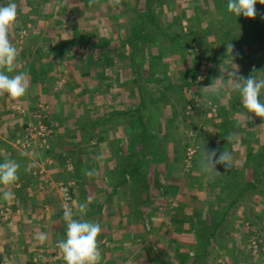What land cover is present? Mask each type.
I'll return each instance as SVG.
<instances>
[{
	"label": "crops",
	"instance_id": "0c3cea01",
	"mask_svg": "<svg viewBox=\"0 0 264 264\" xmlns=\"http://www.w3.org/2000/svg\"><path fill=\"white\" fill-rule=\"evenodd\" d=\"M59 1L0 0V6H19L20 21L33 25L23 46L9 37L18 50V67L11 73L3 70L9 76L25 74L29 87L16 100L0 95V163L11 159L19 164L18 180L7 189L14 193L11 201L3 199L0 186V264H66L57 247L66 238V222L56 187L71 180L74 218H81L76 210L85 203L83 219L101 226L100 264H215L222 258L232 264L241 254L232 247L237 246L244 223L254 228L252 234L264 238V202L258 201L260 196L264 199L260 165L264 164V140L251 133L249 152L242 145L248 143L246 125L235 126L237 142L228 144L225 137L232 133L230 126L219 120L201 121L197 128L194 120V131L208 125L203 139L208 149L217 150V157L224 148L240 152L232 154L230 169L217 165L218 173L201 171V153L186 172L183 149L180 153L177 149L184 145L176 134L181 130L179 112L158 102L168 94L166 89L155 86L148 98L147 88L148 82L168 81L169 92L181 95L178 78L131 73L132 61L116 60L112 45L99 34L95 43L88 41L87 33L95 35L94 26L83 27L81 11L78 16L71 13L79 21L70 25L69 8L59 6ZM106 26L102 33L108 36L112 27ZM231 35L226 46L219 44L223 52L218 60L209 61L207 77L211 78L216 67L222 78L229 75L225 70L229 65L242 67L237 55L226 59L227 45L237 44ZM100 50L103 54L98 56ZM184 60L176 66L187 67ZM85 64L90 70L84 71ZM221 76L215 81L223 118L234 105L225 103L229 97L221 94L226 91ZM42 105L57 125L56 132L49 151L36 144L26 155L18 142L27 121L33 120ZM257 120L264 125V119ZM38 232L47 233L44 244L36 240ZM242 236L246 238V233ZM197 244L201 249L194 255ZM258 254L256 262L243 264H264V254Z\"/></svg>",
	"mask_w": 264,
	"mask_h": 264
},
{
	"label": "rangeland",
	"instance_id": "374dc122",
	"mask_svg": "<svg viewBox=\"0 0 264 264\" xmlns=\"http://www.w3.org/2000/svg\"><path fill=\"white\" fill-rule=\"evenodd\" d=\"M59 2H61V4L58 3L59 6L63 5L69 8V14L67 13L69 18L67 17V22L70 23V25L79 21L75 19L74 13L76 12L78 16L80 14L79 11H81V22L83 27L94 26L95 30L93 29V33H95V35L92 36L90 33H87L86 36L88 41L91 40L94 42L95 37L99 34L100 38L108 39V45H112L114 58L116 60H131L133 65L131 67V73H137L141 76L146 75L148 77H150L151 74L159 73L161 75H167L169 78L173 76L174 80H176L175 77L178 78L177 80H179V83H176V86L181 91V95L169 92L171 87L168 81L165 83L157 82V84L148 82L147 88L148 98H150L149 95L153 94L154 91L150 92V90H153L155 86L166 89L168 94L158 102L164 106L168 105L169 109L177 108L176 110L179 112L176 117H179L178 123L180 124L179 127L181 130L176 132V134H179L178 136L181 137L180 139L184 145L182 148L177 149L179 153L180 149H183L182 154L184 160L182 164L186 172H190L193 166H195L194 160L197 155L204 153L203 150L205 149L209 151L212 150L208 149L205 145L202 133L207 132L208 125L204 124L201 126V130H196L198 131L197 135L196 131L193 130L194 120L196 122L194 126L197 128V125L201 123V121L216 122L219 120L223 125L230 126V130L235 134L239 133L236 131L235 126L240 124L246 125L248 129L244 127V132L247 133L246 141L248 143L242 144L241 141V144L243 146L245 145L249 149V152L250 148L248 145H251L250 138L252 136H257L261 141L264 140V125L257 120L259 117H256L253 113H248L247 110L242 107L240 94L238 91L234 90V79L230 78L231 73H237V76H242L244 78H248L251 75L257 79L264 78V16H262L264 5L257 3L255 5L257 13L255 18H246L243 15L237 17L233 13H230L227 10L228 0H151V2L148 0H121V3L118 5L110 4L109 0H96V2L91 5L88 4L89 1L87 2L86 0H72V2L65 3H62L63 1L60 0ZM146 3L147 7L150 9L149 14L154 17L153 19H140L141 14H144ZM19 10L20 8L17 6V19L10 30L9 37L14 44L23 46L27 38H29V31L33 29V25L31 22L24 25V23H22L23 21H20ZM71 13L74 15H71ZM140 21L144 24V26L142 25L143 27L139 26ZM17 25L19 28L16 27ZM106 25L112 27V29H109L110 32L108 36L105 32L102 33V31L106 29ZM96 27H98V32L96 31ZM228 33L232 34L231 36H235L234 38L237 40V44L232 45L233 52L231 55L227 53L226 49V59H229L228 56L234 58L235 55H237V60L243 61L242 67L234 68L229 65L225 69L229 72V75L227 77L224 75L223 78L218 72L220 68L216 67L211 78H209L207 77V71L209 69L208 63L211 60L214 63L218 60L219 53L223 52V50H218V46L219 44L226 46L225 43H229L227 40ZM142 35L144 36L142 40L147 41V43L136 45V38H141ZM231 36H229V38H231ZM209 42H211V49ZM103 45L106 44L104 43ZM132 49H134L135 52ZM234 50H236L237 54L234 53ZM102 54L103 52L100 50L98 56ZM104 54L106 55V52ZM86 55V53H83V56L86 57ZM87 58L90 59L89 56H87ZM182 58L185 59L182 62L187 64V67H183V69L179 65L176 66V62H180L179 60ZM209 58L210 60H208ZM197 62L199 63L198 66ZM85 70H90L89 64H85L84 71ZM217 76H221L220 79L223 81L225 80L226 83L224 86L226 91L221 94L222 96L226 95L225 97H229V99L225 100L227 107L229 102H233L234 105L230 113L224 115L225 117L223 118L221 115L222 105L218 103V90L211 91V89L205 88L212 83L216 84L215 79ZM157 91H159L158 88L155 90L156 94L158 93ZM227 91L232 92L228 94ZM259 98L261 102H264V89L261 90ZM43 106L44 105L39 108ZM35 114L36 112H34L32 116V121H27L23 129L24 133L27 125L37 120ZM251 133H253L252 136ZM36 144L41 146L39 142H34L31 147L27 149L21 147L19 143L18 146L27 152L25 153L27 155L35 148L34 145ZM45 150L49 151L50 149ZM229 150L232 154H234V152L236 153V151L240 152L239 149L235 150L229 148ZM260 165L261 171H263L264 164ZM60 183L72 184L73 204L75 200L73 180L59 182V184ZM261 183L262 182L257 184L259 191H261L263 186ZM59 184L57 183V187H55L61 197L58 190ZM260 197H258V201L261 202L263 200L264 202V199ZM169 203L171 206L176 205L175 200L171 198L169 199ZM72 208L74 210L73 205ZM233 215L234 213L231 217ZM244 217L246 216H243V218ZM244 224L245 227H241L240 231L241 236L246 233V238L239 235L237 246L234 245L232 247L233 249L237 247L240 251L239 253H241L239 254V258H234L235 262L232 264L236 262L241 264L251 263L252 261L256 262V258H258L257 255L260 256L258 253L261 252L264 254L263 236L261 235L259 237L256 234H252L255 232L253 230L254 228L250 226V224ZM225 226L230 227L229 224ZM232 228L234 227H230V229ZM220 230V232L224 233L223 230L226 229L225 227H221ZM224 238L226 237L224 236ZM224 243L225 247H227L228 243ZM199 249H201L200 245L197 244V248L194 249V255H197ZM224 260L223 258L220 261L216 259L217 262H215V264H226L225 261L227 260ZM195 261L197 263L200 260Z\"/></svg>",
	"mask_w": 264,
	"mask_h": 264
},
{
	"label": "clouds",
	"instance_id": "9594fccd",
	"mask_svg": "<svg viewBox=\"0 0 264 264\" xmlns=\"http://www.w3.org/2000/svg\"><path fill=\"white\" fill-rule=\"evenodd\" d=\"M96 0H89V4H94ZM112 5H118L121 0H109ZM260 3L264 5V0H228L227 10L239 17L243 15L246 18H255L257 15L255 5ZM17 5L9 3L6 6H0V95H7L10 99L16 100L23 97L29 87L26 75L23 73L15 76L6 75L13 72L17 67L18 50L10 41V30L17 19ZM233 52L232 44L227 45V53ZM234 79V90L238 91L241 97V104L248 113H253L256 117L264 118V102L260 100L261 90L264 89V78L257 79L253 75L248 78L237 76V73H231ZM219 80V79H216ZM208 89H217V84L212 83L205 87ZM225 139L228 144H234L237 141L235 133H229ZM233 155L229 150L220 152L217 157V150H204L200 161L201 171L204 173L216 172L217 165H223L225 169L232 166ZM19 164L11 159L0 163V186H3V199L11 201L14 193L7 190L18 180ZM27 172L28 169H25ZM85 175H91L85 172ZM85 203L79 204L76 213L81 217L74 218L73 208L68 203L63 204V220L66 222V238L58 241L57 247L66 264H100L101 251L99 248L98 237L101 234L99 223L83 219L86 214ZM36 240L44 244L48 240L47 233L38 232Z\"/></svg>",
	"mask_w": 264,
	"mask_h": 264
},
{
	"label": "built area",
	"instance_id": "2783aa9c",
	"mask_svg": "<svg viewBox=\"0 0 264 264\" xmlns=\"http://www.w3.org/2000/svg\"><path fill=\"white\" fill-rule=\"evenodd\" d=\"M35 115L37 120L27 125L24 136L18 143L21 147L27 149L30 148L34 142H39L41 143V147L49 149V141L54 136L57 125L50 121L49 114L43 107L42 110L37 111ZM58 190L61 194L63 203H68L72 206V184L60 183Z\"/></svg>",
	"mask_w": 264,
	"mask_h": 264
},
{
	"label": "trees",
	"instance_id": "16d2710c",
	"mask_svg": "<svg viewBox=\"0 0 264 264\" xmlns=\"http://www.w3.org/2000/svg\"><path fill=\"white\" fill-rule=\"evenodd\" d=\"M87 2L89 1V0H86ZM149 2H151V0H148ZM88 4H89V2H88ZM149 11H150V9L147 7V3H146V8H145V10H144V14H141V17H140V19H142V18H145V20H147L148 18H150V19H153L154 17H153V15H151V14H149ZM263 14H262V16H264V12H262ZM144 26V24H142V22L140 21V23H139V26L140 27H143ZM138 26V27H139ZM144 36L142 35L141 36V38H139V37H137L136 38V40H135V44L136 45H138V44H146L147 43V41H143L142 40V38H143ZM149 43V42H148ZM132 50H134V49H132ZM134 52H135V50H134ZM199 65V63L197 62V66Z\"/></svg>",
	"mask_w": 264,
	"mask_h": 264
}]
</instances>
